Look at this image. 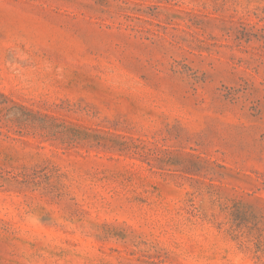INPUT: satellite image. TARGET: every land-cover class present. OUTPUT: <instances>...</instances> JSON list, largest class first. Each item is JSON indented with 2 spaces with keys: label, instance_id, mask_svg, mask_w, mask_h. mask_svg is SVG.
Here are the masks:
<instances>
[{
  "label": "rangeland",
  "instance_id": "obj_1",
  "mask_svg": "<svg viewBox=\"0 0 264 264\" xmlns=\"http://www.w3.org/2000/svg\"><path fill=\"white\" fill-rule=\"evenodd\" d=\"M0 264H264V0H0Z\"/></svg>",
  "mask_w": 264,
  "mask_h": 264
}]
</instances>
